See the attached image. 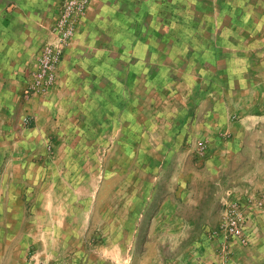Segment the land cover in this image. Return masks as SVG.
Instances as JSON below:
<instances>
[{
    "label": "rangeland",
    "instance_id": "obj_1",
    "mask_svg": "<svg viewBox=\"0 0 264 264\" xmlns=\"http://www.w3.org/2000/svg\"><path fill=\"white\" fill-rule=\"evenodd\" d=\"M243 1L93 0L38 93L63 0H0V264H180L214 242L264 264V41L241 40Z\"/></svg>",
    "mask_w": 264,
    "mask_h": 264
},
{
    "label": "built area",
    "instance_id": "obj_2",
    "mask_svg": "<svg viewBox=\"0 0 264 264\" xmlns=\"http://www.w3.org/2000/svg\"><path fill=\"white\" fill-rule=\"evenodd\" d=\"M92 1L63 0L58 16L50 28L51 37L42 46L37 67L32 72L31 90L38 93L46 92L55 84L59 64L65 55L66 47L75 37L80 23L91 7ZM263 200L264 197L260 198L261 202ZM243 221L244 217L240 209L236 207L227 215L223 226L225 231L242 237Z\"/></svg>",
    "mask_w": 264,
    "mask_h": 264
},
{
    "label": "crops",
    "instance_id": "obj_3",
    "mask_svg": "<svg viewBox=\"0 0 264 264\" xmlns=\"http://www.w3.org/2000/svg\"><path fill=\"white\" fill-rule=\"evenodd\" d=\"M241 6L242 8L246 9V16L245 14H242L241 17V40L244 42L246 32L251 36L255 33L257 35L256 40L264 41V0H244L241 3ZM226 20V29L230 31L231 35L232 33L237 35L238 32L235 27L237 25L236 19H232L230 13L228 14V17L226 15ZM50 25H52V22ZM252 25H256L257 29H253L252 27H250ZM230 49H234L232 44L230 45ZM256 119L260 120L264 119V117L256 116ZM227 165L228 164H224V167H227ZM257 177L258 175H256V178ZM237 244L239 245V243ZM237 244L233 246L232 252L236 250L238 253L239 250H242L240 245L238 246ZM196 245H200L197 246L198 252H195L196 254H193L189 259L181 261L180 264H245V260L240 257H237L236 255L228 258L219 255L218 251L220 247L217 242L205 244L197 243ZM199 255L201 256L198 257Z\"/></svg>",
    "mask_w": 264,
    "mask_h": 264
}]
</instances>
